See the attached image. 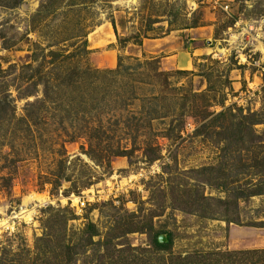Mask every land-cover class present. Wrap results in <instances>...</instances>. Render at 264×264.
Instances as JSON below:
<instances>
[{
  "label": "rangeland",
  "instance_id": "rangeland-1",
  "mask_svg": "<svg viewBox=\"0 0 264 264\" xmlns=\"http://www.w3.org/2000/svg\"><path fill=\"white\" fill-rule=\"evenodd\" d=\"M48 1L0 0V264L264 251V197L211 220L190 212L200 196L235 201L198 171L220 168L236 187L262 179L264 125L226 152L216 127L264 109V0H54L36 18ZM138 224L171 233V254L153 233L126 234Z\"/></svg>",
  "mask_w": 264,
  "mask_h": 264
},
{
  "label": "trees",
  "instance_id": "trees-1",
  "mask_svg": "<svg viewBox=\"0 0 264 264\" xmlns=\"http://www.w3.org/2000/svg\"><path fill=\"white\" fill-rule=\"evenodd\" d=\"M23 0H15L14 5H12L11 7H16L19 4H21ZM54 6V0H49L45 5L42 6V10L38 13V15L36 16V18L41 15L43 12L49 11L51 10V8H53ZM212 91V88H209V92ZM264 107V106H263ZM224 115L220 114L218 118H222ZM211 125V123H207V124H203L200 128L201 133L204 130H207L208 127ZM258 125H264V109L263 111H261V113L259 114H253V115H248V116H242L241 119H239V121L233 125H231V129H229L230 127H225V126H219L216 127L217 129H220L221 131L223 130L225 133H227V136L223 138V140L225 141V150L223 152L227 151V148L232 147V145L234 144L233 141L237 140V142H239L242 138V135L245 134L244 132L246 131V129H248L247 127L253 128L255 126ZM211 127V126H210ZM200 132V131H199ZM198 132V133H199ZM250 142H244L243 139V147H247L249 149L253 148V144L251 143V147L249 146ZM263 155V158H259L258 161L255 162V165L253 166V169L255 170H261L260 175L262 177V179L258 182H253V178L251 180H248L243 186H230L229 184L227 185V183H222L221 182V178L222 176H218L221 175L222 173L221 170L217 169V168H205L201 171H198L197 173L201 176H206L205 180V184L207 186L210 187H217V189H220L222 192H224V194H227L229 196V194H233L235 197V201L232 203H227V201L225 200H216V199H212V198H206L205 196H200V200L197 203H194V201H191V204H197L195 205L194 208H192V210L190 211L191 213H194L195 215H200L201 217H203L204 219H214L215 218V213L218 212V208L225 206L226 209H229V207L232 204H236L239 202H247L253 198H261L264 197V152L260 153V156ZM157 158H154L152 160H150V162H154L156 161ZM10 183V182H9ZM242 187V188H240ZM243 188L246 189H250L249 190V194L245 193V190H243ZM193 207V206H192ZM194 209V210H193ZM219 214V213H218ZM217 214V215H218ZM137 218V217H134ZM225 220H223L224 222H226L227 224H234L235 221L229 219L227 216L224 218ZM139 225V224H138ZM142 225V224H140ZM137 227V231L134 229H130L126 232V234L129 233H146V234H150L153 233V238L151 241V245L153 247V250L159 254H167L170 255L171 251H172V247H173V236L171 233L169 232H155L153 225H150L148 227H144V225ZM238 225V224H237ZM264 228V227H263ZM145 231V232H144ZM152 235V234H151ZM86 240L92 241L94 238L99 236V233L96 229V227L93 224H89L86 230ZM163 237L164 241L161 242L160 238ZM41 244H45L46 247L49 248L50 244L52 243V241H47V239H41L40 240ZM49 243V244H48ZM106 243H110L109 240H107ZM66 250L72 251L71 249L66 248ZM40 254V252H39ZM38 254V255H39ZM42 254V253H41ZM40 254V255H41ZM219 256V258L216 257V255H214L215 259H213V261L211 262H206L208 259L200 257L199 255H189L186 256L184 258L179 257L177 258L176 261L172 262L171 264H247L245 258H253L255 256H260L263 258L262 262H257L255 264H264V251H249V252H226V253H222V254H217ZM211 257V256H209Z\"/></svg>",
  "mask_w": 264,
  "mask_h": 264
},
{
  "label": "crops",
  "instance_id": "crops-1",
  "mask_svg": "<svg viewBox=\"0 0 264 264\" xmlns=\"http://www.w3.org/2000/svg\"><path fill=\"white\" fill-rule=\"evenodd\" d=\"M166 40L167 39H163V40H158V41H153L152 43H155L153 44L154 48L156 46V48L159 46L160 47H164L166 45ZM174 51V49L172 50ZM187 54H180L179 56H175V55H172L170 58H173L174 60L176 59V61L182 63V65H188V59H187ZM170 58H167V59H170Z\"/></svg>",
  "mask_w": 264,
  "mask_h": 264
},
{
  "label": "water",
  "instance_id": "water-1",
  "mask_svg": "<svg viewBox=\"0 0 264 264\" xmlns=\"http://www.w3.org/2000/svg\"><path fill=\"white\" fill-rule=\"evenodd\" d=\"M160 241H161V242H163V241H164V238H163V237H161V238H160Z\"/></svg>",
  "mask_w": 264,
  "mask_h": 264
},
{
  "label": "bare ground",
  "instance_id": "bare-ground-1",
  "mask_svg": "<svg viewBox=\"0 0 264 264\" xmlns=\"http://www.w3.org/2000/svg\"><path fill=\"white\" fill-rule=\"evenodd\" d=\"M28 214H29V212H28Z\"/></svg>",
  "mask_w": 264,
  "mask_h": 264
}]
</instances>
